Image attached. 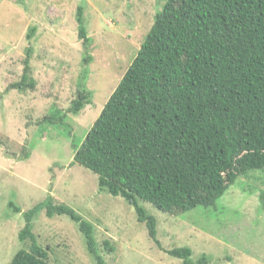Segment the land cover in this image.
Returning <instances> with one entry per match:
<instances>
[{"label":"rangeland","instance_id":"374dc122","mask_svg":"<svg viewBox=\"0 0 264 264\" xmlns=\"http://www.w3.org/2000/svg\"><path fill=\"white\" fill-rule=\"evenodd\" d=\"M166 1L0 0V264L24 246V213L50 195L95 226L107 264H184L168 250L185 246L194 260L206 256L201 264H264V168L240 176L217 207L176 215L144 202L157 217L159 246L132 204L101 190L99 175L74 162V144L99 117ZM79 6L90 36L85 45ZM27 57L35 87L22 82ZM14 82L20 87L10 88ZM88 92L90 103L71 112L79 93ZM58 109L64 123L41 124ZM33 231L51 263L96 264L70 215L49 217L42 209Z\"/></svg>","mask_w":264,"mask_h":264},{"label":"trees","instance_id":"16d2710c","mask_svg":"<svg viewBox=\"0 0 264 264\" xmlns=\"http://www.w3.org/2000/svg\"><path fill=\"white\" fill-rule=\"evenodd\" d=\"M77 16L85 45L90 36L82 6ZM29 61L22 82L32 79ZM90 94L79 93L71 112L90 103ZM61 112L41 124L64 123ZM74 151V162L99 175L101 190L135 207L159 246L157 217L144 202L176 215L217 207L240 176L264 168V0H167ZM42 209L49 217L75 219L96 264H107L98 251L95 226L69 205L56 204L52 195L24 213V246L10 264H53L33 231V219ZM105 245L115 249L109 240ZM168 252L184 264L207 260L205 255L194 260L189 246Z\"/></svg>","mask_w":264,"mask_h":264}]
</instances>
